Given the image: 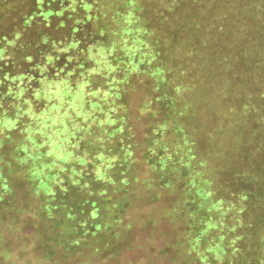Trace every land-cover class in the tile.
Masks as SVG:
<instances>
[{"label":"trees","instance_id":"trees-1","mask_svg":"<svg viewBox=\"0 0 264 264\" xmlns=\"http://www.w3.org/2000/svg\"><path fill=\"white\" fill-rule=\"evenodd\" d=\"M136 81L168 112L144 157L183 181L197 264H264V0H0V211L26 188L52 246L113 236Z\"/></svg>","mask_w":264,"mask_h":264},{"label":"rangeland","instance_id":"rangeland-1","mask_svg":"<svg viewBox=\"0 0 264 264\" xmlns=\"http://www.w3.org/2000/svg\"><path fill=\"white\" fill-rule=\"evenodd\" d=\"M140 87L134 82L126 100L135 156L130 206L116 226L105 218V226L114 224L115 236L88 245L52 246L48 238L57 231L32 213L35 201L21 188L15 192L20 211H0V264H197L190 248L194 215L188 213L183 181L176 177L169 186L158 185L144 157L151 125L164 121L168 112L162 102L141 103ZM174 140V132L166 129L162 141L170 147Z\"/></svg>","mask_w":264,"mask_h":264}]
</instances>
